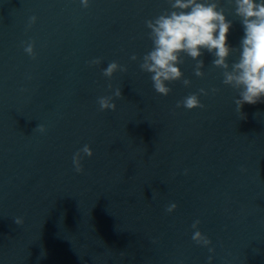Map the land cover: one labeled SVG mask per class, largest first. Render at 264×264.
I'll use <instances>...</instances> for the list:
<instances>
[{"label":"water","instance_id":"95a60500","mask_svg":"<svg viewBox=\"0 0 264 264\" xmlns=\"http://www.w3.org/2000/svg\"><path fill=\"white\" fill-rule=\"evenodd\" d=\"M219 4L238 48L234 5ZM166 10L168 0H0V264H264V103L237 112L207 51L202 77L183 56L190 86L158 94L139 64L152 48L145 21ZM113 61L127 71L108 79ZM116 88V110L100 111ZM201 88L203 109L176 107ZM85 144L93 156L78 174ZM196 220L214 252L193 241Z\"/></svg>","mask_w":264,"mask_h":264},{"label":"clouds","instance_id":"9594fccd","mask_svg":"<svg viewBox=\"0 0 264 264\" xmlns=\"http://www.w3.org/2000/svg\"><path fill=\"white\" fill-rule=\"evenodd\" d=\"M170 10L153 19L145 21L148 36L152 41V48L146 52L139 64L141 71L151 75L154 90L162 95L168 96L171 88L168 84L181 81L185 87L190 86L191 81L184 79V74L179 67L182 64L183 56H188L194 61L195 75L202 77L204 73V61L201 59L203 53L207 51L214 59L212 65L222 69V83L237 91L238 98L234 100L237 112L242 113L243 106L264 103V0H229L234 5V15L239 18L244 35L241 38L238 48H234L228 43L229 30L232 21L225 15V9L220 7L219 0H168ZM84 8L89 6V0H81ZM36 22V17L30 18L28 28ZM35 42H27L24 52L35 59ZM238 54V59L229 64V57ZM136 61L138 57L134 54L130 58ZM100 58L90 61L91 65H99ZM126 72L127 67L113 61L102 70V75L111 79L117 72ZM109 89L112 85L109 84ZM219 89L213 88L211 92L215 94ZM208 95V92L201 88L199 94L193 93L186 96L182 101H178L177 108L183 107L187 110L203 109L199 96ZM121 88H116L110 96L98 98L100 111H115L116 103L114 98H122ZM40 133H45L46 128L38 124L34 129ZM91 147L85 144L76 151L72 157V164L76 173H83L82 160L85 157H92ZM177 208L175 203H171L166 211L173 212ZM15 223L22 225L23 218H16ZM200 221L196 220L192 224L195 230L192 236L196 244L208 248L210 253L214 248L210 247L212 241L199 229ZM212 256L208 257L211 264Z\"/></svg>","mask_w":264,"mask_h":264}]
</instances>
